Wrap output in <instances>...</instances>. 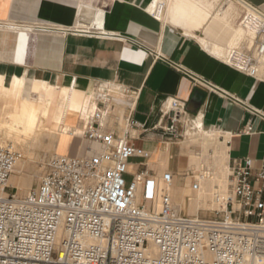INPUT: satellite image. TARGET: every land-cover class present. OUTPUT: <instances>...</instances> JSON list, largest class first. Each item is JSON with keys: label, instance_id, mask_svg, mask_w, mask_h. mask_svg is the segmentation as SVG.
Returning <instances> with one entry per match:
<instances>
[{"label": "crops", "instance_id": "crops-1", "mask_svg": "<svg viewBox=\"0 0 264 264\" xmlns=\"http://www.w3.org/2000/svg\"><path fill=\"white\" fill-rule=\"evenodd\" d=\"M152 1L0 0V24L23 28L12 55L0 61V73L6 83L17 76L54 87L43 139L55 143L51 151L56 153L78 156L91 146L81 135L62 131L64 125L81 128L104 109L107 128L122 134L131 116L140 125L132 141L152 152L155 172L164 168L174 174L177 202L190 181L184 158L191 151L187 137L195 129L220 135L229 164L251 157L261 165L264 73L250 76L225 61L240 26L238 0H227L219 9V0H171L161 20L149 13ZM247 1L264 12V0ZM81 4L102 12L96 16L105 33L75 27ZM169 98L186 103L179 126L183 137L177 140L166 134L168 118L160 124ZM249 124L252 131L242 132ZM62 139L73 145L61 149Z\"/></svg>", "mask_w": 264, "mask_h": 264}, {"label": "built area", "instance_id": "built-area-1", "mask_svg": "<svg viewBox=\"0 0 264 264\" xmlns=\"http://www.w3.org/2000/svg\"><path fill=\"white\" fill-rule=\"evenodd\" d=\"M168 1L153 0L149 13L161 20ZM238 1L239 25L253 42L230 48L225 61L258 76L264 12ZM185 111L178 98L161 109L160 124L169 119L172 140L183 137ZM105 113L98 109L77 134L91 143L89 151L53 153L25 195L10 193L8 183L23 152L0 142V264H264V158L260 166L251 157L234 159L226 207L213 217L190 215L174 203V174L155 172L152 152L132 141L139 123L128 116L119 134L107 128ZM252 129L249 124L242 132ZM211 175L209 167L185 174L195 192Z\"/></svg>", "mask_w": 264, "mask_h": 264}, {"label": "bare ground", "instance_id": "bare-ground-1", "mask_svg": "<svg viewBox=\"0 0 264 264\" xmlns=\"http://www.w3.org/2000/svg\"><path fill=\"white\" fill-rule=\"evenodd\" d=\"M170 1L171 0L168 1V4L170 3ZM240 5H241V3H240ZM78 7H79V11H78L77 20L75 19V21H76L75 27L88 28V29H91V28L96 29L98 27L99 29L102 28L99 31H101L102 33H105V31L103 29L102 19L98 18L96 16L100 12L98 10V8H95L93 6H88V5H82V4ZM150 10H152L151 5L149 7V11ZM100 13H102V12H100ZM98 28H97V30H98ZM22 30H23V28H20L19 26H16V25H13V23L12 24H0V61L9 58L12 55L16 39L20 38V34H21ZM42 33H44V32H42ZM245 37H248L247 39L249 40V42H253L252 35L249 32H247L240 25L238 27V29H236L233 33L232 40H231V48L239 46V43ZM24 38L25 37H23V39ZM229 49L230 48H228V50ZM228 50H227V52H228ZM226 56H227V53H225V60H226ZM263 73H264V57L262 58L261 64H260V74H263ZM69 92L70 91H68L67 93H69ZM34 93L37 94V97H34ZM53 93H54V87L52 85H48L47 82L37 81L34 79L21 78V77L15 76L13 78V80H11L9 83H6L5 77L0 73V131H5L6 134H8V136H11V135H13V136L14 135L25 136L27 134H32V133L36 132L37 129L44 130L45 129V120H46V116H47V112H48V106L50 104V101L52 100L51 98L53 96ZM78 93H80V92H78ZM75 94L78 95L77 93H75ZM68 97H69V95H68ZM72 98L70 99L71 101H72ZM79 101H78V103H79ZM81 102H82V99H81ZM60 103H61V101H60ZM51 104H53V103H51ZM71 104H72V106H75L77 103L73 105V102H72ZM69 106H70V104H69ZM92 106H93V104H92ZM195 125H196V123L194 124V126ZM190 126H192V125L190 124ZM61 129H62V131H65L67 133H73V132L74 133L76 132V134L80 133V128H72V127L64 125V126H62ZM190 130H191V128H190ZM186 132H187V130H186ZM188 135L189 134H187V136ZM194 135H203L204 136L203 140L205 141L206 144H208L210 141L215 140L216 138H219V136H220L218 133H216L214 131H205L201 127L199 130L195 129L194 132L191 131L190 135L188 137H193ZM21 136L19 138H21ZM1 140H3V139L1 138ZM0 142H2L4 144L5 143L12 144L10 142H3V141H0ZM12 145H14V144H12ZM195 152H197V151H195ZM224 153L226 154V158L228 160V152H227L226 147H224ZM191 154H189L188 157H185L184 161L188 162L189 166L192 167V165L195 164L196 162H198L200 159L194 158V156ZM20 161H21V159H20ZM199 163L201 164V162H199ZM215 165L216 164H214V167H215ZM195 166L197 167L196 164H195ZM195 166H193V167H195ZM198 166H199V164H198ZM209 168L212 171V175H211L210 179H217V181H218L217 182L218 184L214 185V187H215L214 201L218 203L221 200H223V197L225 196V194L223 196V193H225V190L227 189V180H226L227 178L222 176L225 178V181H223V179H220L222 172H221V174H219L220 177L219 176L217 177V176H215L217 173L215 170L216 168L214 169L212 166H210ZM219 168H221V167H219ZM163 170L164 169H162L161 172ZM218 170L219 169H217V171ZM159 175H160V173H159ZM31 176L29 175L28 177H25L23 180H21L19 182L24 190L27 189L28 187H30L31 184L33 183ZM12 179L13 178H11V183L14 182V180H12ZM218 179H220V180H218ZM16 187H18V186H16ZM22 188H19V189H22ZM173 188H174V186H173ZM173 188L171 189V194L173 192ZM202 188H203V186H202ZM187 191L189 192L191 190L188 189L187 187H185L183 192L180 194V199L177 202L174 201V203L179 208H183L188 214L196 215V214H198V211L203 206L201 199L199 198V194L201 195L202 189L200 191H198V196H196L200 199V203H198L199 206H197V205L194 206L193 200L195 199V196L191 197L187 193ZM183 197H185V200H183ZM197 201H198V199H197ZM207 202H208V200H207ZM223 204H225L224 200H223ZM209 206L210 205L208 204V209H209ZM213 206H214V204H213ZM217 208H218V205H217Z\"/></svg>", "mask_w": 264, "mask_h": 264}, {"label": "rangeland", "instance_id": "rangeland-1", "mask_svg": "<svg viewBox=\"0 0 264 264\" xmlns=\"http://www.w3.org/2000/svg\"><path fill=\"white\" fill-rule=\"evenodd\" d=\"M226 2H227V0H219L216 4V9H219L220 7H222ZM237 6H238V12H239V9L241 12L243 7L241 5H237ZM240 15H241V13L237 16V19H236V21L238 23H239ZM247 38L248 37H245L241 41V43L244 42L242 44H245V45L251 44V42H249V40ZM229 48H231V47L229 46ZM45 133H46L45 130L37 129L36 132H34L32 134H27L25 136H21V135H18V136L14 135L13 136V135H11L12 136L11 137V136H8V134H6L5 131H0V135H1L0 141L10 142V143L14 144L17 148L21 149L23 152V156L21 158V161L18 162V164L15 168V171L13 172V174L11 175L10 180H9V182L11 183V178H13L12 180H14V182L11 184L8 182L9 185H11L9 187L10 193L18 192V194H20V195H25L29 192V190L32 186H35L40 181L42 175L45 172L46 162L48 160V157L51 156L53 153H55V152L51 151V149H53L55 143L52 140L45 141L43 139V136ZM20 136H21V138H19ZM1 138L3 140H1ZM203 139H204L203 135H194L193 137H187L188 144L190 143V145H191V151L189 152V154L192 153L191 155H193L194 158L201 160V161L199 160L198 162L195 163L197 165V167L195 166V164H193L192 167L190 166V168H191V170L198 172V171L204 169L205 167L212 166L214 169L216 168L215 170L217 173L215 176H217V177L218 176L220 177L219 174H221V172H222L220 179H223V181H225V178H227L226 179L227 180V189H226L227 191L225 190V193H223V196L225 194V196L223 197V200H224V198L226 197V194L229 190V187H230L229 186V178H228V176H229V159L227 160L226 154L224 153L225 145L220 142L219 138H216L215 140L210 141L211 143L209 142L208 144H206ZM84 141L89 146L91 145V143L88 140H86L85 138H84ZM57 145H59V144H57ZM72 145H73V142L71 140L62 139L61 144H60V148L61 149L70 148ZM195 151H197V152H195ZM60 154H62V153H60ZM199 162H201V164ZM197 163L199 164L200 167L198 166ZM214 164H216L215 167H214ZM193 166H195V167H193ZM150 167H152V164H150ZM219 167H221V168H219ZM217 169H219V170L217 171ZM161 170H158V172H157L158 174L160 173V175L165 171V169L162 172H161ZM29 175L30 176L32 175L31 177H32L33 183L31 184L30 187H28L27 189L24 190L19 182L21 180H23L25 177H28ZM222 176H224L225 178ZM128 179H130V176H128ZM220 179H218V180H220ZM217 182H218L217 179H210L209 178V180H207L203 184L202 193H201V195L199 194V198L201 199L203 206L201 207V209L198 211V214H196V215H200L202 217H213V216H216V212L213 210H222L223 208L226 207L225 204H223V200H221L218 203L214 201V197H215L214 185H217L218 184ZM16 186H18V187H16ZM190 186H191V179H190V181H188V184H187V188L191 190ZM19 188H22V189H19ZM187 193L191 197L195 196V199L193 200L194 206L195 205L199 206L198 203H200V199L198 197H196V196H198V192L191 190L189 192L187 191ZM197 199H198V201H197ZM207 200L209 203L207 202ZM207 203L210 205L209 209H208ZM213 204H214V206H213ZM217 205H218V208H217Z\"/></svg>", "mask_w": 264, "mask_h": 264}]
</instances>
